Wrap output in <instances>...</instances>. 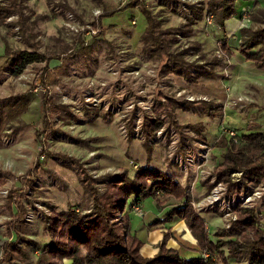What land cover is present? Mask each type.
<instances>
[{"label":"rangeland","instance_id":"1","mask_svg":"<svg viewBox=\"0 0 264 264\" xmlns=\"http://www.w3.org/2000/svg\"><path fill=\"white\" fill-rule=\"evenodd\" d=\"M20 1L23 19L14 15L0 29V66L6 46L14 53H41L50 60L31 63L19 76L9 67L0 68V116L15 115L0 135V172L6 180L0 190V245L8 241L17 211L14 208L11 214L8 209L12 191L25 198L26 237L41 244L49 242L43 225L50 206L64 211L85 205L88 211L91 206L79 171L97 180L100 192L107 176L124 170L133 175L150 166L165 172L189 187L193 206L205 218L211 236L230 226L237 205L256 207L264 214V186L250 187L241 198L229 195L222 184L210 189L222 153L213 147L220 136L243 134L250 123L264 131V71L243 64L233 51H238L236 39L206 19L194 27L190 38L177 32L187 22L189 7L207 0ZM143 11L151 13L161 33H172L166 37L167 48L184 64L188 73L184 77L166 74L162 69L169 64L166 57L155 58L144 50L148 23ZM241 20L239 29L254 26L248 17L242 15ZM224 41L230 52L223 50ZM159 93L195 106L185 112L174 105L173 118L156 113ZM44 112L49 115L47 130ZM146 117L166 120L149 143L143 134ZM37 131L43 135L42 143ZM233 177L238 180L240 174ZM216 191L220 200L213 203ZM151 205L146 202L143 216L134 212L132 222L133 233L141 239L147 236L142 250L147 258L153 249L156 254L162 239L155 242L153 233L163 235L167 229L142 228L143 220L152 219ZM172 240L168 246H181ZM25 250L35 261L37 254Z\"/></svg>","mask_w":264,"mask_h":264},{"label":"trees","instance_id":"2","mask_svg":"<svg viewBox=\"0 0 264 264\" xmlns=\"http://www.w3.org/2000/svg\"><path fill=\"white\" fill-rule=\"evenodd\" d=\"M96 1L101 3L102 0ZM239 1L207 0L190 6L187 22L177 32L190 38L194 27L209 16L213 17L214 26L226 32L227 22L240 14ZM5 2L0 5V29L14 15L23 19L20 0ZM123 10L107 12L101 19ZM143 14L148 23L142 37L144 50L155 58L166 57L169 64L162 68L166 74L178 77L187 75L184 64L168 51L169 42L166 37L172 33H161L151 13L143 11ZM249 20L254 26L240 29L238 51L245 61L253 63L258 69H264V8L250 11ZM223 50L230 52L226 41L223 42ZM4 58L0 68L9 67L14 76L21 75L31 63L46 59L41 53H14L8 46ZM158 98L156 113L165 112L171 118L174 117V105L185 112L195 106V102H178L163 93H159ZM44 114L42 124L47 130L50 127L49 115L46 112ZM14 116L8 113L0 116V135L6 123ZM172 122L176 130L181 132L177 122ZM165 126V119L146 117L143 120L146 142L155 139ZM200 128L201 132L198 133L201 136L204 128L201 125ZM36 133L42 143V133ZM213 147L221 149L222 153L214 170L215 185L210 189L222 184L229 195L241 198L251 192L250 187L264 186V131L258 124L250 123L247 134H235L230 138L222 134ZM237 173L240 178L235 180L233 174ZM78 174L83 176L82 183L91 208L86 211L85 205L77 209L68 206L66 210L60 211L50 206V214L44 216L43 234L49 238L45 244L26 237L28 227L25 207L22 205L25 198L11 192L8 209L11 214L14 208L17 211L13 215L14 223L7 232L8 241L4 244L1 264H264V214L259 213L256 207L237 205L233 210L236 218L230 226L217 229L214 236H211L205 218L193 206L189 187L183 186L165 172L155 171L150 166L138 168L133 175L129 170H124L107 176L103 192L97 189V180L82 171ZM5 184V177L0 172V190ZM29 186L32 192L36 191L34 184L29 183ZM171 199L174 202L169 205ZM148 201L154 203V208L164 212L162 217L152 221L148 227L184 222L197 242V257H183L178 249L168 246V242L175 239L171 229L163 233L158 251L153 257L143 255L145 242L133 233L132 222L134 207L141 206L143 209ZM25 247L37 254L35 261Z\"/></svg>","mask_w":264,"mask_h":264},{"label":"crops","instance_id":"3","mask_svg":"<svg viewBox=\"0 0 264 264\" xmlns=\"http://www.w3.org/2000/svg\"><path fill=\"white\" fill-rule=\"evenodd\" d=\"M255 7L256 8H264V0H240L239 3H238V10H239L240 14L237 17H235V18H233V19H231L230 21L227 22L226 32L229 33V36L232 35L233 39H236L235 42H238V48H239V42H240V33H239L240 32V29H239L240 27H239V25H240V21H242L241 19H242L243 12L245 10H248V11L252 10ZM233 51L236 52V55L239 53V51H237V50H233ZM239 56H240V54L238 55L237 58H239V60H241V62H243V64H246L248 66H254L253 63L245 61V59L243 57H239ZM257 70L264 71V69H257ZM247 133H248V130L245 131V133H243V134H247ZM149 211L151 212L150 213V217H152V219L145 220V221L143 220L142 221V225H143L142 228L146 229V231H152V229L157 228V227L149 228L148 224H150L152 221H155L156 219L162 217L163 214H164V212H160L159 210L154 208L153 204L151 205ZM158 227H160V226H158ZM161 227L167 228L165 231L171 229L172 232H173V235L175 237V240L173 239L172 241L174 243L175 242H179V244L182 246V247L178 246L177 244L176 245H172L170 243L169 247L178 249L180 254L183 257H186V258L197 257L198 256V254L194 253L195 252L194 248L197 247V242L193 238V236L191 235L189 229L187 228V226H186V224L184 222H175L173 224H167V225H163ZM208 230H209V227H208ZM147 235H151V233L147 232ZM153 235H155L154 237L156 238L155 242L159 241L162 238V236H163L161 232L160 233H153ZM146 238H147V236H146ZM146 238L142 239V241L145 242ZM185 242L189 243L190 246L188 244H186ZM145 245H146V242H145ZM154 253H155V250L153 249L151 251V254H150L151 256L150 257H152Z\"/></svg>","mask_w":264,"mask_h":264},{"label":"built area","instance_id":"4","mask_svg":"<svg viewBox=\"0 0 264 264\" xmlns=\"http://www.w3.org/2000/svg\"><path fill=\"white\" fill-rule=\"evenodd\" d=\"M99 15V13H97V16ZM243 17H244V19H246L247 17H248V19H249V11L248 10H245L244 12H243ZM206 20L208 21V23L211 25V24H213V17L212 16H209V17H207L206 18ZM91 34V32H88V35H90ZM232 135V137H234L235 136V134L234 133H232L231 134ZM219 197L220 196H218V191H216V193H215V197H214V199H213V203H216V202H218L220 199H219ZM134 212L136 213V215H138V216H143V209H142V207L141 206H136V207H134ZM208 228V227H207ZM3 248H4V245H0V252H1V259H2V256H3Z\"/></svg>","mask_w":264,"mask_h":264}]
</instances>
